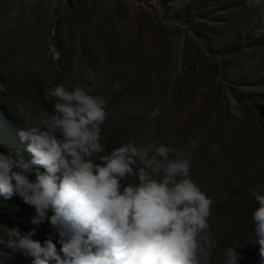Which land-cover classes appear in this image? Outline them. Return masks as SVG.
<instances>
[{
  "label": "rangeland",
  "instance_id": "obj_1",
  "mask_svg": "<svg viewBox=\"0 0 264 264\" xmlns=\"http://www.w3.org/2000/svg\"><path fill=\"white\" fill-rule=\"evenodd\" d=\"M56 83L105 98V151L132 139L189 153L212 201L209 264L229 245L239 264H257L249 189L264 183V0H0V153L29 158L14 106L52 111L43 89ZM32 214L0 197V235L28 231ZM0 264L30 258L0 245Z\"/></svg>",
  "mask_w": 264,
  "mask_h": 264
},
{
  "label": "clouds",
  "instance_id": "obj_2",
  "mask_svg": "<svg viewBox=\"0 0 264 264\" xmlns=\"http://www.w3.org/2000/svg\"><path fill=\"white\" fill-rule=\"evenodd\" d=\"M43 98L52 99V111L34 112L27 98L14 106L29 158L0 153V197L16 195L30 206L34 227L8 228L0 245L30 264H209L212 201L190 175L192 156L151 140L105 151L101 125L111 110L91 86L56 83ZM188 147L199 148V137ZM209 150L215 155L216 145ZM249 193L252 243L264 264V183ZM44 224L45 238L34 239ZM236 248L223 249L221 264H239Z\"/></svg>",
  "mask_w": 264,
  "mask_h": 264
}]
</instances>
